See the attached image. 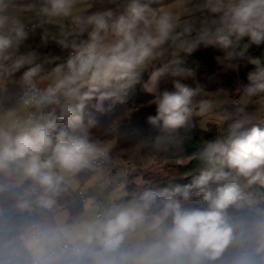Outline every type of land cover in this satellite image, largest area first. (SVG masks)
<instances>
[{
	"label": "clouds",
	"instance_id": "clouds-1",
	"mask_svg": "<svg viewBox=\"0 0 264 264\" xmlns=\"http://www.w3.org/2000/svg\"><path fill=\"white\" fill-rule=\"evenodd\" d=\"M38 29L43 45L68 53L50 69L25 43ZM201 44L225 49L230 67L254 65L240 99L182 82L195 74L175 57ZM262 44L264 0H0V85L20 86L24 112L0 122V193L25 213L14 253L25 264H264V60L249 56ZM169 74L173 88L161 90ZM137 85L154 96L146 122L158 147L182 146L196 113L215 114L219 134L192 154L189 183L146 187L66 224V174L108 151L92 138L90 109L125 102Z\"/></svg>",
	"mask_w": 264,
	"mask_h": 264
},
{
	"label": "trees",
	"instance_id": "trees-1",
	"mask_svg": "<svg viewBox=\"0 0 264 264\" xmlns=\"http://www.w3.org/2000/svg\"><path fill=\"white\" fill-rule=\"evenodd\" d=\"M171 0H162L163 4H167ZM157 5H153L156 7ZM248 38L244 37L238 42L237 50L242 48ZM62 51L59 47H47V53ZM226 50L220 46L199 45L192 52H181L175 57L178 63L174 64V68L191 70L195 75L189 77L182 82L195 87L198 83L204 90H213L216 88H224L230 93L229 100H235L239 95L236 89L241 83H247V73L254 65L246 60L238 61V68H233L223 63V57ZM249 56L261 58L264 60V44L259 47L252 46L249 49ZM219 58V59H218ZM171 59V58H170ZM44 67L49 63H43ZM24 69L16 76L19 77ZM144 81L147 79V73H144ZM176 77L170 74L160 82V89L172 90V81ZM154 96L143 90L141 85L129 94L123 103H112L106 101L104 103V111L102 113L95 112L99 123L92 129V138L101 144L108 140L114 139L119 146H129L140 142L143 151L151 148L153 138L159 134L158 130L151 128L146 122V117L155 115V105L151 104ZM232 104H224L221 106L222 111L230 110ZM193 120V119H191ZM194 123L190 121V125ZM222 125L216 122H208L204 129H196L192 127L191 136L188 137L183 146V153L188 157L185 163H179L174 160L167 161L162 164L151 165L146 168L138 169L142 184L136 186L131 182L129 176L125 184V195L123 200L130 199L131 194L138 192L146 187H165L175 184L184 185L191 181L192 176L197 172V161L192 159V154L198 150L202 143L208 139L214 138L219 134ZM105 161L99 160L92 169H84L77 172L74 178L79 185L88 180L91 174L98 171H104ZM23 180V179H22ZM18 179V181H22ZM82 200L71 201L67 192L63 193L58 201V210L67 208L70 217L78 213L82 209ZM25 215L20 209L15 207L14 198L8 192L0 193V264H24L25 261L14 253V245L12 241L18 234L17 229L22 223V217Z\"/></svg>",
	"mask_w": 264,
	"mask_h": 264
},
{
	"label": "rangeland",
	"instance_id": "rangeland-1",
	"mask_svg": "<svg viewBox=\"0 0 264 264\" xmlns=\"http://www.w3.org/2000/svg\"><path fill=\"white\" fill-rule=\"evenodd\" d=\"M199 2H201V0H192L193 4ZM41 37L42 30L38 29L36 34L31 36L25 43L40 52V61L43 63H51L45 68L50 69L57 63L63 62L68 53L63 51L47 53V47L56 45L51 41H49L47 45H43ZM55 57H60V59H52ZM45 58H47V60ZM157 66H159V63H157ZM253 69L254 66L249 71ZM146 73L147 79L145 81H147L149 77V72ZM19 89L20 86L14 83L0 85V122L10 123V118H5L8 117L9 113L14 111L17 112L18 116L24 115L22 110L17 111L20 109V101L18 98ZM205 91L209 94L219 93L222 98L229 99L230 97V93L224 88ZM235 99H240V96L238 95ZM192 119L191 122L194 123L196 129H204L208 122H216L221 125L215 114L200 115L199 113H196L193 115ZM191 131V127L184 130L186 139L191 136ZM158 135H160V133L153 138L151 148L148 151L142 150L140 142L129 146H119L114 139H111L103 143L102 145H105L108 148L106 157L100 159L106 163L104 171L94 172L90 175L88 180L81 185H79L73 174H66L69 179L66 192L68 193L70 200L73 202L79 200L78 196L74 193V190L77 189L85 196L84 199H82V209L70 217L68 209L61 208L58 210V216L62 217L66 224L71 225L85 215H95L98 210L99 200L104 203L119 202L120 200H123L126 191L125 184L129 176L131 177V182L136 184V186L142 184V180L138 174L139 172H137L138 169L146 168L155 164H162L170 160L179 163H185L188 160V157L183 153V146H169L167 148L158 147L155 142ZM18 179L22 180L23 178L19 177Z\"/></svg>",
	"mask_w": 264,
	"mask_h": 264
},
{
	"label": "built area",
	"instance_id": "built-area-1",
	"mask_svg": "<svg viewBox=\"0 0 264 264\" xmlns=\"http://www.w3.org/2000/svg\"><path fill=\"white\" fill-rule=\"evenodd\" d=\"M68 55V54H67ZM20 94H21V89H20V93H19V98H20ZM236 100V99H235ZM222 109H218V111H221ZM194 125L193 124H191L190 125V127L192 128ZM74 193L78 196V198L80 199V200H82V199H84V195H82V193L80 192V190H74ZM111 203H113V202H108V203H104L103 201H101V200H99V203H98V210H97V212H96V214L97 213H99V212H101L105 207H108V206H110V204Z\"/></svg>",
	"mask_w": 264,
	"mask_h": 264
},
{
	"label": "crops",
	"instance_id": "crops-1",
	"mask_svg": "<svg viewBox=\"0 0 264 264\" xmlns=\"http://www.w3.org/2000/svg\"><path fill=\"white\" fill-rule=\"evenodd\" d=\"M49 64H51V63H49ZM21 89V88H20ZM20 89H19V93H20ZM19 93H18V98H19Z\"/></svg>",
	"mask_w": 264,
	"mask_h": 264
}]
</instances>
